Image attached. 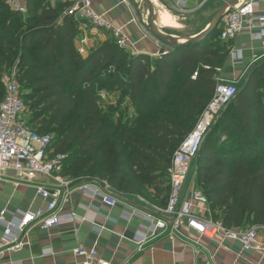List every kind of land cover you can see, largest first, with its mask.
Listing matches in <instances>:
<instances>
[{"label": "trees", "instance_id": "1", "mask_svg": "<svg viewBox=\"0 0 264 264\" xmlns=\"http://www.w3.org/2000/svg\"><path fill=\"white\" fill-rule=\"evenodd\" d=\"M25 2L21 13L0 0V80L16 71L26 88L24 94L20 90L24 107L39 110L25 126L54 135L49 148L67 154L63 175L69 179L96 180L119 196L164 208L173 154L212 99L229 52L220 29L201 43L154 59L118 47L105 30L108 39L83 57L75 41L80 28L90 25L67 14L70 3ZM112 84L136 112L150 117L124 127L111 122L100 111L94 88ZM2 89L0 83V104ZM73 112L79 125L67 129ZM193 163L194 187L206 198L213 221L229 230L264 227V64L238 87Z\"/></svg>", "mask_w": 264, "mask_h": 264}, {"label": "crops", "instance_id": "2", "mask_svg": "<svg viewBox=\"0 0 264 264\" xmlns=\"http://www.w3.org/2000/svg\"><path fill=\"white\" fill-rule=\"evenodd\" d=\"M48 1L51 6L58 2H67L73 6L80 0ZM131 1L92 0V7L97 14L105 16L113 29H121L125 33L135 46V54L154 58L167 48L144 32L133 12ZM258 1L255 13L261 17L264 14V0ZM101 29L88 27L81 30L80 37L88 38V48L107 39L106 29ZM257 32V29L243 31L236 39L226 42L229 52L217 72V78L233 82L239 87L248 71L254 66H260L264 60V38L261 41L255 40L253 34ZM8 176L11 177V174ZM34 183L51 186L44 179ZM81 187H88L89 190L82 191ZM97 187L99 185L91 181L72 180L69 200L61 202L59 211L62 214L72 213L75 222L50 231L31 227L22 237L19 249H12L11 245L0 249V264H74L76 259L73 253L80 246L96 249L100 257L111 264H264L261 254L243 252L237 242L223 240L220 236L213 240L201 239L203 247L195 246L194 241L199 237L186 227V220L183 221L180 235L170 238L171 217L159 216L140 198L119 196L108 188L105 190L116 198L118 204L112 209H106L90 190ZM193 188L194 183L189 179L181 192V203L189 201ZM45 206L46 203L34 186L0 181V213L6 212L2 221H11L14 215ZM195 211L203 218H210L208 209L202 205ZM147 216L163 219L168 224L167 228L151 235L153 222ZM4 235L5 230L0 225V238ZM144 236L147 238L139 246L137 242Z\"/></svg>", "mask_w": 264, "mask_h": 264}, {"label": "built area", "instance_id": "3", "mask_svg": "<svg viewBox=\"0 0 264 264\" xmlns=\"http://www.w3.org/2000/svg\"><path fill=\"white\" fill-rule=\"evenodd\" d=\"M26 0H12L10 3L15 10L25 12ZM209 0H178L174 9L180 13H188L201 8ZM188 3L194 7L188 8ZM258 0H239L238 4L226 13L220 23L219 38L223 42L236 39L243 31L258 30L253 34L255 40L264 38V14L257 17L255 9ZM264 13V12H263ZM67 14L75 18L84 19L93 28L112 29L115 38H120L121 29H113L106 21L104 15L97 14L92 7V0H80L71 6ZM82 26L80 29H86ZM122 39L119 44H124ZM88 38L78 37L77 50L84 57L87 54ZM264 50V45H263ZM219 72V70H218ZM196 74L192 77L195 79ZM5 94L0 104V181L11 182L14 185L26 183L36 188L39 196L46 206L28 210L14 215L11 221L4 222L5 211L0 213V225L5 230V235L0 238V249L11 245L12 249H19L21 239L31 227H38L43 231H50L61 225H71L75 222L72 213L62 214L59 211L61 202L69 200L72 190V180L63 175L66 155L53 154L49 145L51 138L41 136L25 126L22 116L25 107L21 93L15 82L7 81L4 85ZM238 92V86L217 78L214 95L200 115L193 130L184 138L178 149L173 154L169 168L170 193L167 205L164 208L152 207L159 216L171 217L169 237L180 235L183 221L186 227L198 235L194 245L201 248V239L213 240L220 236L223 240L237 242L243 252H256L264 257V227L252 226L244 230L225 229L221 223L211 218H203L196 214L195 209L200 205L208 209L204 195L195 187L190 191V199L181 203V192L189 182L192 173V164L200 150L203 140L223 109L232 101ZM11 174V177L8 175ZM44 179L51 186L35 184L34 181ZM99 185V184H98ZM109 187L99 185L97 189H90L93 196L98 199L106 209L114 208L118 202L105 189ZM82 191L88 187H81ZM209 211V210H208ZM152 223L151 235L158 230H165L168 224L161 218L146 217ZM147 237L141 238L139 246ZM196 253L199 251L195 250ZM76 261L74 264H111L110 261L100 257L96 249L78 247L73 253ZM128 264V263H125Z\"/></svg>", "mask_w": 264, "mask_h": 264}, {"label": "rangeland", "instance_id": "4", "mask_svg": "<svg viewBox=\"0 0 264 264\" xmlns=\"http://www.w3.org/2000/svg\"><path fill=\"white\" fill-rule=\"evenodd\" d=\"M12 0H8L9 9L15 10V8L12 7L11 2ZM48 1V0H47ZM153 1L155 14L153 17V21L156 25V27L163 33L176 36L177 38L185 39L188 37L193 36L194 34H198L201 31L205 29V27L208 25V23L213 18L214 14L218 10V8L226 1V0H209L204 6L201 8L195 9L194 11L188 12V13H180L174 9V6L177 5L178 0H151ZM50 3V2H49ZM132 9L133 12L137 18V20L141 23L144 32L148 35H150L149 30L146 25V18H147V8L143 4L141 0H132ZM51 5V4H50ZM56 5V4H55ZM192 3H188L187 7H192ZM25 13V12H21ZM91 28L94 27V25L89 24ZM220 29V25L218 27ZM103 30V28L101 29ZM106 30L111 31V35H108L110 39L120 48L127 49L129 53L136 52L135 46L131 43L129 38L125 35V33L121 30V37L115 38L112 29L108 28ZM151 36V35H150ZM107 37V39H108ZM125 39L126 41L124 44L120 45L119 41ZM104 41L97 42L94 47H89L87 50V54L91 51V49L96 48L100 44L104 43ZM158 41V40H157ZM214 42L218 41V33L214 37ZM160 42V41H159ZM162 45L167 48V44L160 42ZM75 45L77 46V43L75 41ZM87 54L85 56H87ZM84 56V57H85ZM158 57V55L156 56ZM154 57V58H156ZM152 58V59H154ZM9 82H15L19 89L23 92L26 90L25 84H22L19 82V79L16 75V71L12 70L10 72H6L1 80L0 83L2 84V92H4V85L5 83ZM113 81V79H112ZM68 85V83H67ZM242 85V84H241ZM241 87V86H239ZM95 95L97 97L98 101V107L102 113L109 114V120L113 122L114 124H119V126L124 127L128 126L131 123V120L135 118L142 117V119L150 117L149 114L143 115L139 112L135 111V106L131 104L130 100L128 98H125V95L122 91H118L115 87H113V84L109 89H105L101 86L94 88ZM26 93V92H25ZM83 95L82 93L79 94L78 99H80V102H83ZM78 105H81L83 107V103H78ZM118 105H121L118 107ZM26 108L24 110L22 120L24 122L28 121V119L32 116H35L37 111H29L28 104L25 105ZM118 107V108H116ZM67 129H71L74 126H78L79 122L76 117V112L71 113L66 118ZM50 137H53L54 135L52 133L49 134ZM236 151V150H235ZM65 155H67L65 153ZM260 160V159H258ZM194 163L192 164V173L190 176V181L194 183L195 185V179L196 174L194 171ZM74 180L76 182L83 181L80 180ZM91 182L97 183L96 180H91ZM143 199V198H141Z\"/></svg>", "mask_w": 264, "mask_h": 264}, {"label": "water", "instance_id": "5", "mask_svg": "<svg viewBox=\"0 0 264 264\" xmlns=\"http://www.w3.org/2000/svg\"><path fill=\"white\" fill-rule=\"evenodd\" d=\"M145 7L147 8L148 14L146 18V25L149 30L150 35L155 40H158L160 42H163L167 44V49H163L160 51L159 54H164L165 52H170L185 46L189 45H195L198 43L203 42L209 35L215 33L226 15L227 12H229L232 8H234L239 0H226L216 11L213 18L211 19L208 26L201 31L200 33L196 34L195 36H191L185 39L177 38L172 35L165 34L161 32L155 25L153 21V17L155 14L154 5L151 0H141ZM264 64V60L260 62V65ZM258 66L252 67L247 75L244 78L243 83H246L250 76L257 70Z\"/></svg>", "mask_w": 264, "mask_h": 264}]
</instances>
